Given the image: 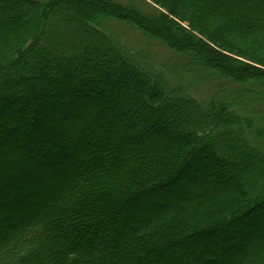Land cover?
Returning a JSON list of instances; mask_svg holds the SVG:
<instances>
[{"label": "trees", "instance_id": "1", "mask_svg": "<svg viewBox=\"0 0 264 264\" xmlns=\"http://www.w3.org/2000/svg\"><path fill=\"white\" fill-rule=\"evenodd\" d=\"M126 1L0 0V264H264V0Z\"/></svg>", "mask_w": 264, "mask_h": 264}, {"label": "rangeland", "instance_id": "2", "mask_svg": "<svg viewBox=\"0 0 264 264\" xmlns=\"http://www.w3.org/2000/svg\"><path fill=\"white\" fill-rule=\"evenodd\" d=\"M118 1H120L121 3L127 2L126 0H118ZM113 30H116L117 33H119L122 36L123 40H127L129 45H131L132 49H134V50H138V49L135 48V46H137L138 48L144 49V50L153 49V51L150 54H151V56L154 59V64L157 67L162 68L163 71L166 70L165 67H167V66L166 65L164 66V64L161 65V63L164 62V60L166 58H168L167 57L168 55H166L164 53V51H163V47H161L160 45L155 44V43L152 44V47L147 46L148 43H147V41H145L146 39H142L141 37H139V35H136V33H134L132 30L127 28L125 25L114 23L113 24ZM131 43H133V44H131ZM192 50L196 51V48H192ZM18 54H19L18 50L14 49V47H12L11 45L9 46V45H6V44H0V60H4L7 57H9L10 55L12 56V58H16V55H18ZM165 63H167V62H165ZM172 85L175 86V83L174 84L172 82L169 83L166 86V89H170L171 87H173ZM189 85L193 86V87H190V88H191L192 93L195 94L198 102H201L202 100H205L208 97H211L217 91V88L214 85L210 84L209 82L199 83V84H195V85H192L190 83ZM76 115L79 116V117H84L85 116V114L83 112H78ZM228 141H233V140L230 138V139H228ZM76 158H78V157L76 156ZM36 184H38V181L36 182ZM183 185L185 187H187L186 186V182H183V183L181 182L178 185L177 188H179V190H181L180 188ZM33 188L34 187L32 185H28L27 188H26V191L23 192L21 194V196H20V199L22 200V202H25L28 205L27 207L24 208L23 211L19 212V210H17V209L10 208L9 211H10L11 214L13 213L15 215V220H17L20 217V215H22V214L35 212L36 209H37L36 202L43 199L40 196H39V198H36V199L34 197L33 198L29 197L30 191H33ZM179 190H177V192H179ZM166 191H167V189L165 190V192ZM43 197H45V195ZM167 197H168V195H166V194L163 195L162 194V198H161V200H158V203L159 204L163 203L164 201H166ZM170 197H172V196H170ZM32 199H33V201H32ZM148 209L151 212H153V211H156V212L162 211V209H153V208H150V207ZM5 214H7L6 211H5ZM141 215H142V217H144L143 212L141 213ZM13 221L14 220L11 219V218L10 219H6V220L3 219L2 223L6 224V227L9 228L10 226L13 225V223H14ZM248 231L250 232V236L249 237L245 238L244 240L237 241L242 246L251 243L253 241L255 235L258 232H263V230H260V231L258 230L257 231L256 227H252V228L249 227ZM237 242H235V243H237Z\"/></svg>", "mask_w": 264, "mask_h": 264}]
</instances>
